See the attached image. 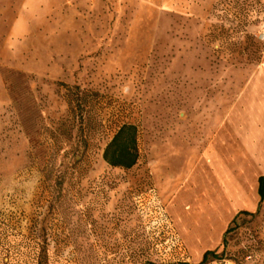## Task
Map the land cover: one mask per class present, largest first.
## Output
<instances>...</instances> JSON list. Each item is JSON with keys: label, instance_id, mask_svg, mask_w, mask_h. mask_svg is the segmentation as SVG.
Returning a JSON list of instances; mask_svg holds the SVG:
<instances>
[{"label": "rangeland", "instance_id": "1", "mask_svg": "<svg viewBox=\"0 0 264 264\" xmlns=\"http://www.w3.org/2000/svg\"><path fill=\"white\" fill-rule=\"evenodd\" d=\"M260 70L264 0H0V249L27 263L39 245L50 264H199L148 195L158 135L183 147L246 128L228 111ZM126 124L139 132L130 170L103 158ZM259 241L264 201L218 255L264 264Z\"/></svg>", "mask_w": 264, "mask_h": 264}, {"label": "crops", "instance_id": "2", "mask_svg": "<svg viewBox=\"0 0 264 264\" xmlns=\"http://www.w3.org/2000/svg\"><path fill=\"white\" fill-rule=\"evenodd\" d=\"M228 114L232 123L246 128L188 135L183 147L170 143V135H158L155 184L195 263L223 245L240 213L254 214L262 204L264 131L259 125L264 124V70L250 78Z\"/></svg>", "mask_w": 264, "mask_h": 264}, {"label": "trees", "instance_id": "3", "mask_svg": "<svg viewBox=\"0 0 264 264\" xmlns=\"http://www.w3.org/2000/svg\"><path fill=\"white\" fill-rule=\"evenodd\" d=\"M138 137L139 132L138 128L135 125L126 124L122 126L104 151L103 158L105 162L113 168H121L124 170H130L134 168L140 159ZM260 196L262 201H264V177L260 179ZM242 214L250 213H240L235 221ZM230 231L231 227L225 235L223 242L224 246L226 245V239ZM257 244L258 248H256L255 251H262V249L264 248V241H259ZM218 250L206 252L203 260L199 264H210L212 261H214V259L217 258L221 259V261L224 260V264H226V262L229 261L228 257H226L225 252L224 258L223 256H219ZM50 254L51 253L48 249H42L39 247V245H35L34 247L30 248V252L27 257L31 258V262L27 263L23 261L26 257V253H24L21 249L16 250L14 246L10 245L7 248L0 249V264H12L14 261H23L22 264H50ZM248 256L249 253L243 252L242 259L240 260V258L238 257L237 259H234V261L236 264H244V260H246Z\"/></svg>", "mask_w": 264, "mask_h": 264}, {"label": "built area", "instance_id": "4", "mask_svg": "<svg viewBox=\"0 0 264 264\" xmlns=\"http://www.w3.org/2000/svg\"><path fill=\"white\" fill-rule=\"evenodd\" d=\"M148 195L152 199V202L155 203L159 207L160 211L162 210V212L164 213V215L161 214L162 218L164 219V223L168 225L167 229H170V227L173 225L171 224V221L167 215V212L165 211V208L163 207V204L160 200L157 190L151 188ZM173 231H174L173 241L175 242L174 246L176 249H178L179 252H181V255L183 256L184 253L186 252V249L184 245L182 244L180 238L176 234V231L174 230V228H173Z\"/></svg>", "mask_w": 264, "mask_h": 264}]
</instances>
